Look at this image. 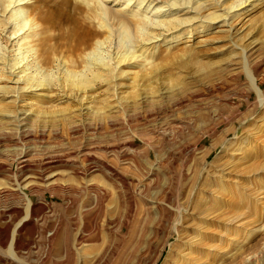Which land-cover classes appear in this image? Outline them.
<instances>
[{
    "label": "rangeland",
    "instance_id": "obj_1",
    "mask_svg": "<svg viewBox=\"0 0 264 264\" xmlns=\"http://www.w3.org/2000/svg\"><path fill=\"white\" fill-rule=\"evenodd\" d=\"M240 26L232 41L210 29L163 46L155 65L118 89L98 83L91 99L59 83L36 97L10 82L26 63L59 76L62 52L36 71L32 55L15 70L1 61L0 264L25 195L15 244L25 264H264V0ZM16 41L0 39V53L15 59ZM106 47L97 58L116 73V45Z\"/></svg>",
    "mask_w": 264,
    "mask_h": 264
},
{
    "label": "bare ground",
    "instance_id": "obj_2",
    "mask_svg": "<svg viewBox=\"0 0 264 264\" xmlns=\"http://www.w3.org/2000/svg\"><path fill=\"white\" fill-rule=\"evenodd\" d=\"M30 1L32 2L29 3ZM259 1L261 0H0V36L4 31L8 33L11 28L8 37L0 39L5 40L6 45L17 39L18 52L15 59H9L10 52L2 47L0 62L5 67L10 64L12 70L32 55L38 65L35 66L36 71L46 67L51 61L57 63L58 59L53 60L51 56L62 52L66 57L57 64L60 67L62 63V68L58 67L59 76L45 74L37 77L31 71L32 66L29 67L26 63V66H18L17 72H7L10 82L21 85L17 87L18 91L33 92L36 97H48L45 93L37 92L44 90L45 86L59 83L60 86L66 85L70 93L80 100L91 99L95 95L93 88L98 83H115L118 89L121 87L120 83H116L119 79L131 80L137 77V71L133 69L155 65L153 61L159 56L161 47L183 40L187 42L194 33L218 29L216 32L230 33L227 37L232 41L240 33V25ZM234 22L236 26L232 25ZM238 26L240 27L237 28ZM224 28L226 29L222 30ZM20 40L22 41L19 42ZM112 43L116 45V52L109 54V58L113 55L111 60H115L114 64L121 65L116 73L115 68H110L107 62L97 58V50L103 45L110 47ZM4 80V77H0V83ZM251 80L254 83V79ZM6 89L0 87L1 95L7 93ZM256 90L261 96L258 87ZM63 93L68 95V92ZM118 94L116 90L112 95ZM83 110L86 111L87 108L84 107ZM23 114L25 116L14 118L17 127L27 124L29 115L25 112ZM17 161L21 172L30 168V158L26 153L20 154ZM56 161L45 162V171L50 172ZM52 176L54 175H49L47 180ZM27 184L32 185L30 181ZM13 187L16 191L19 185ZM24 197L26 213L11 231L5 250L9 257L7 264H25L16 257L15 251L18 229L28 220L32 205L29 198L26 195ZM182 259L186 264L194 263L188 258ZM210 259L213 262L205 264H232L230 260L231 263H226L223 258ZM238 259L233 258L232 261ZM36 264L53 263L50 258H39Z\"/></svg>",
    "mask_w": 264,
    "mask_h": 264
}]
</instances>
